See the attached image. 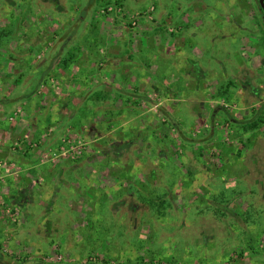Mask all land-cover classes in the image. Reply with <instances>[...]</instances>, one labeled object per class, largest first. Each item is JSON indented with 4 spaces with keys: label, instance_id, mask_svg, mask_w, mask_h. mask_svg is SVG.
I'll return each mask as SVG.
<instances>
[{
    "label": "rangeland",
    "instance_id": "obj_1",
    "mask_svg": "<svg viewBox=\"0 0 264 264\" xmlns=\"http://www.w3.org/2000/svg\"><path fill=\"white\" fill-rule=\"evenodd\" d=\"M49 16L65 23L57 31L65 46L60 74L75 63L98 85L63 99L69 128L36 152L38 167L63 169L56 197L47 198L53 192L45 188L22 213L25 201L7 188L14 181L33 186L36 177L0 159V264H264L258 1L0 0V68L9 58L14 68L23 57L43 62L47 46L29 44L35 31L27 24L39 23L35 36L52 47ZM67 58L75 62L63 63ZM116 72L122 89L136 80L138 92L111 95ZM52 75L53 93L62 96ZM42 76L14 91L32 96ZM10 91L0 86L1 96ZM23 142L38 149L32 139ZM60 146L69 150L64 157H45Z\"/></svg>",
    "mask_w": 264,
    "mask_h": 264
},
{
    "label": "crops",
    "instance_id": "obj_2",
    "mask_svg": "<svg viewBox=\"0 0 264 264\" xmlns=\"http://www.w3.org/2000/svg\"><path fill=\"white\" fill-rule=\"evenodd\" d=\"M56 8L58 9L57 10L58 12H64L62 6L56 5ZM49 19L50 22L46 23L47 27L48 28L50 27L51 30L52 29L55 30L54 33L52 32L53 36H55V39H52V43H54V46L52 47H50L49 44H42L41 39L37 38L38 33H36V29H37L36 27H39L40 25L39 23L35 24V21H30L27 24L28 30L33 29V31H35V33H32V37H33L32 42H30L29 44H35L40 42V45H42V47L47 46V49H45V52L42 55L43 62H41L37 66L31 65L28 63L26 57H23L22 59L18 60L17 62L18 67L14 68L12 67V63L14 61H12L11 58H9L8 62H6L3 65V68H0V86H2L3 90H5V87L7 89L8 88L12 89V91L8 92L5 96L0 95V159H5L8 161H13L18 163L20 165L18 167L21 168L20 173L21 174L24 173V175L29 173L33 174L32 177L35 176L37 182L36 184H33V186L32 185L29 186V185H24L22 181H18V182L14 181V179L11 177H8L6 179L8 181L9 187H11V185L13 184L12 181L16 183L13 185L11 190L7 188L8 189L7 191H11V193L14 194L12 199L14 200L18 199L20 204H22L25 201L24 207L21 208L22 213H24V211L28 209L29 203L32 204L34 203V201L36 202V198H38L37 197L38 193L43 192V194H45L47 192L46 189L52 187L53 194L52 195L47 194V198L52 199V197L54 198L57 196V192L59 191V184L61 182L60 176L63 172L62 167L58 165L56 166L49 165V168L48 167L45 168L42 166L38 167V165H36L37 162L36 152L38 150L41 152L43 148L48 147L50 144H52L51 142H55L56 144L58 142V139L65 134L66 129L69 128L70 123L73 120L72 118L73 116L71 114L67 116V118L64 117L65 114L64 112H62L61 109L64 108V106L66 105V102L63 104L64 100H66L67 97L70 98V95L73 98L76 97L75 92L79 91L78 89L83 87V85L85 86L87 85V88L85 89L87 92H91V91L95 92V89L98 85V84L95 85V81H93L94 79L96 80L97 78V76L93 77V74L92 75L86 74L82 78L83 76L82 72L79 71V68L77 67V65H75V63H73L75 66L72 64L69 70L66 69L64 72L60 74L59 71L61 70V67L58 63L64 57L65 46L63 42L59 43L58 39L61 38L58 35L57 31L59 29H64L65 23L64 21L61 22L53 19V16H49ZM35 34H37V36H35ZM48 36L50 35L48 34ZM57 41L58 44L61 45V48H59V45H57ZM29 44L27 46H29ZM12 46L15 49L17 48L14 45ZM38 47L40 48L41 46H37V47L29 46L27 48L28 49L32 48V50L37 49V52L39 51L41 53L42 49L40 48V50H38ZM108 56L111 57L110 54ZM0 57H2L1 54ZM3 57H6V55ZM8 57L10 56L8 55ZM112 57L115 58L116 56L112 54ZM127 57L129 56L127 55ZM72 62H75V59H72ZM52 65H54L53 69H51ZM38 71H40L41 75L43 76L37 80L36 87L33 91L32 96L26 94L25 90L22 87H19L20 89L19 92L14 91V88L16 86H20L24 82L29 83L30 77L32 75L37 74ZM24 72L25 74L23 75ZM123 72L125 71L122 70L120 73ZM53 73H57L56 78L60 81L59 84H60V90L62 91V96H57L53 93L52 85L55 82L52 75ZM11 75L17 77L10 83L8 78ZM112 77H113L112 83L110 84V86H108V91L111 93V95H113V91L116 93L114 95H118L125 90L137 93L138 89L141 86V84L135 80V83L137 84H133V85L127 84L128 88L133 86L132 87L133 89L124 90L122 89L123 80H120V82L117 81L118 78L117 72L116 74L113 73ZM85 81L86 84L83 83ZM45 82L47 84H45ZM42 84L45 85L41 87ZM39 87H41L40 89L41 92L43 93L42 95L39 94L38 90L36 91V89H38ZM155 90L158 91V89ZM83 91L84 90H80L79 92L82 93ZM36 94H38L37 96L40 95V97H37ZM33 96H35L36 98H33ZM61 98L62 100H59ZM79 103L76 104L75 109L80 107L78 106L80 105ZM87 103L93 104L92 101L91 102L87 101ZM17 110H21L20 114L18 115L16 120H14L15 123L11 124L7 120V115L9 114V112L13 113ZM47 127L54 128L52 134H50L48 138L44 136L46 135L45 132ZM13 137H15V140ZM16 139L19 140L18 143L21 145L22 148L15 149L11 146L13 140L15 142L17 141ZM28 139H32L38 142V147H37L38 149L29 148V145L23 142ZM53 139L55 140L53 141ZM75 169H77V167L72 166L70 170L75 171ZM44 185L47 186L45 187ZM14 203L17 205V202Z\"/></svg>",
    "mask_w": 264,
    "mask_h": 264
},
{
    "label": "built area",
    "instance_id": "obj_3",
    "mask_svg": "<svg viewBox=\"0 0 264 264\" xmlns=\"http://www.w3.org/2000/svg\"><path fill=\"white\" fill-rule=\"evenodd\" d=\"M20 111L21 110L15 111L12 115H10L8 117V120H10V121L13 120L16 116H18L20 114ZM61 145H64V141L63 140L61 141ZM59 150H60L59 154L57 153L56 149H53V151L50 150V151L45 153V157H52V158H58L59 159V157L60 158L64 157L65 154L68 153V151H69L68 149H65V147H63V146H60ZM2 165L4 167L5 164L3 163ZM0 167H1V163H0Z\"/></svg>",
    "mask_w": 264,
    "mask_h": 264
},
{
    "label": "trees",
    "instance_id": "obj_4",
    "mask_svg": "<svg viewBox=\"0 0 264 264\" xmlns=\"http://www.w3.org/2000/svg\"><path fill=\"white\" fill-rule=\"evenodd\" d=\"M258 4H259V3H258ZM263 18H264V16H263ZM3 35H4V33L0 30V46H3V45H2V44H3L2 41H3V38H4ZM70 60L72 61V58H67L66 62H65V60H64L63 63L66 64L67 61L69 62ZM151 205H152V204H151Z\"/></svg>",
    "mask_w": 264,
    "mask_h": 264
},
{
    "label": "water",
    "instance_id": "obj_5",
    "mask_svg": "<svg viewBox=\"0 0 264 264\" xmlns=\"http://www.w3.org/2000/svg\"><path fill=\"white\" fill-rule=\"evenodd\" d=\"M257 1L259 3L260 9H261L263 16H264V0H257Z\"/></svg>",
    "mask_w": 264,
    "mask_h": 264
}]
</instances>
